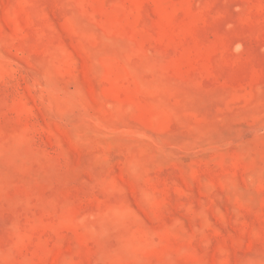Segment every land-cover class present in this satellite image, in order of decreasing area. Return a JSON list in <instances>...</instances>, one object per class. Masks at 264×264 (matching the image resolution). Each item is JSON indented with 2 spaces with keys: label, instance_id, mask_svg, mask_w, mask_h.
Wrapping results in <instances>:
<instances>
[{
  "label": "rangeland",
  "instance_id": "1",
  "mask_svg": "<svg viewBox=\"0 0 264 264\" xmlns=\"http://www.w3.org/2000/svg\"><path fill=\"white\" fill-rule=\"evenodd\" d=\"M0 264H264V0H0Z\"/></svg>",
  "mask_w": 264,
  "mask_h": 264
}]
</instances>
